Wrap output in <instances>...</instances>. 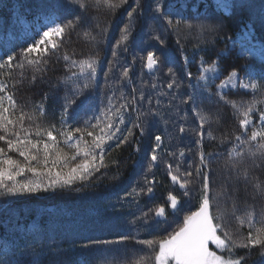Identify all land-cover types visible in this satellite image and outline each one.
Returning <instances> with one entry per match:
<instances>
[{
  "label": "trees",
  "instance_id": "trees-1",
  "mask_svg": "<svg viewBox=\"0 0 264 264\" xmlns=\"http://www.w3.org/2000/svg\"><path fill=\"white\" fill-rule=\"evenodd\" d=\"M178 1L140 0L142 14H134L135 19L127 42L128 50L119 51L118 61H114L111 71L108 63L114 59L111 47L120 38L121 29L129 23L125 9L132 5L134 0H129V5L114 13L103 8L99 11L91 9L86 15V23L96 36L95 41L90 42L77 33H72L71 40L66 42L64 49L48 58L47 71L37 73L34 84L25 79L23 84L17 85L15 91L17 104L26 106L24 110L32 112L34 105L44 103L46 115L38 117V122L42 127L55 124L60 128L62 98L66 94V89L59 84V80L66 75V69L65 61L58 57L62 56L64 51L68 53L75 51L74 59L97 56L100 64L91 88L86 93L89 96L88 104L76 109L75 112L70 110L68 124L72 127H81L84 120L92 117L93 113L99 114L98 109L107 105L106 97L121 87L117 81L124 68L129 69L131 78L125 82L122 91L128 94L132 88H136L143 90L146 96L151 95L154 102L159 99L163 119L158 118L154 124L150 121L144 135L135 129L134 135L120 147L109 141L112 147L105 155L108 167L101 168L99 173L85 181H77L72 187L60 185L47 187L48 179L42 178L41 189L35 194L0 195V264H135L140 256L147 252L144 246L137 243L138 240L164 238L169 233L168 230H176L182 224V220L178 223L177 219L169 216L171 214H168V220L163 227L153 224L151 220H149L151 226L142 222L131 223L149 208L165 206L164 200L169 192L179 194L178 191L172 190L167 181L165 162L174 164L173 158L167 155L168 152L178 153L183 149L188 162H198L196 156L198 145L194 143L198 137L195 131H187L185 134L178 131L180 124H183L186 130H195L198 121L190 111V105H181L182 110L178 114L168 108L175 90L167 89V68L174 69L181 84L180 94L192 91L188 85L198 76L197 66L201 60L210 63L218 59L220 76H224L232 68L241 70L243 75L242 70L248 66L252 78L260 81V73L264 72V0H224L233 6L227 12L217 9L213 0H200L188 4L186 20L178 28L175 26L169 28L161 14L155 12V8L159 3L164 13L172 3ZM191 8L193 10H190ZM71 15L72 9L66 5V0H0V58H6L5 54L12 51L19 54L22 48L27 47L25 40L29 36L39 39V29L50 19L62 20ZM202 20L222 24V27H217L215 32L201 35L198 28L193 27L189 31L184 23L189 22L195 26ZM108 25H110L108 32L99 35L100 29ZM157 35L164 41L163 45L154 39ZM178 37L182 50L176 43ZM233 42H242L252 48L253 54L242 58L238 55L240 44L237 43L234 47ZM148 51L155 52L162 60L167 57L161 71L151 75L144 73L145 61L141 60V57H146ZM185 56L187 63L184 60ZM187 72L193 74L191 81L186 75ZM31 74L29 70L27 75L30 77ZM153 83L157 85L156 88L152 87ZM160 91L168 95L160 96ZM226 92L229 99L238 102H247L253 98L251 90L234 89ZM45 94L48 97L46 101L43 99ZM119 95L120 91H116V96ZM172 103L179 104V96ZM201 107L212 114L214 122L211 127L217 137L225 130L237 127L230 106L205 102ZM185 112L186 122L181 119ZM217 114L220 117L219 122L215 121ZM207 129L208 125H205V131ZM154 135L162 136L164 152L160 153L162 162L148 174L149 180L155 178L152 197L149 198L150 194L145 193L135 200L132 197L125 198V193L131 191L133 187L139 190L144 186L149 149L154 143L151 137ZM137 147L140 149L138 152L135 150ZM231 147V144L221 145L218 140L211 141L207 136L203 140V151L213 154L209 172L212 189L210 195L216 191L238 195L239 207L243 210L244 201L252 189L249 186L246 192L243 182L237 185L236 181L229 180L224 172L223 158L227 149ZM65 151L70 150L65 148ZM114 161L116 163H113ZM181 170L183 171V167ZM255 175L264 179V168L256 169ZM17 179L23 181L36 178L26 173ZM237 186L238 194L233 191ZM45 187L47 191L44 190ZM191 187L193 191L188 196H183L187 202L180 211V219H184L199 206V181ZM252 202L248 198V203ZM256 203L259 207L264 200L258 197ZM242 231L246 234L247 228H243ZM121 236H129L130 239L121 242ZM93 240L113 243L82 247ZM246 252V249H239L238 255H245ZM262 259L264 258L260 256L259 250L253 249L245 264H261Z\"/></svg>",
  "mask_w": 264,
  "mask_h": 264
},
{
  "label": "snow or ice",
  "instance_id": "snow-or-ice-1",
  "mask_svg": "<svg viewBox=\"0 0 264 264\" xmlns=\"http://www.w3.org/2000/svg\"><path fill=\"white\" fill-rule=\"evenodd\" d=\"M66 5L72 9L71 17L52 20L38 33L39 39H33L27 47L20 50L19 54L12 51L5 54L6 58H0V195L2 196L35 194L41 189L42 178L48 179L47 187L56 185L72 187L77 181H85L99 173L101 168L108 167L105 163V155L112 147V143L120 147L129 141L135 129L144 135L150 121L154 124L158 118L163 119L159 99L154 102L151 95L146 96L143 90L136 88H132L128 94L122 91L125 82L131 78L129 69L124 68L117 81L121 87L113 90L112 95L106 97L107 105L98 109L99 114L93 113L92 117L84 120L81 127H72L68 124L70 110L75 112L76 109L88 104L89 96L86 93L91 88L100 64L97 56L74 59L75 51L72 53L64 51L63 55L58 57L65 61L66 69V75L59 80V84L66 89V94L62 98L60 128L55 124L42 127L38 122V117L46 115L44 103L34 105L32 112L25 111L26 106L17 104L15 99L17 85L23 84L25 79H28L30 84H34L37 73L47 71L48 58L64 49L66 42H70L72 33H77L90 42L95 41L96 36L92 34L86 23V15L91 9L99 11L103 8L114 13L129 5V0H66ZM216 6L225 12L233 7L224 0H220ZM140 9V0H134V3L125 9L129 23L121 29L120 38L111 47V55L114 59L108 62L109 71L112 70L114 61H118L119 51L128 50L127 42L131 35L134 14H142ZM155 12L161 14V18L169 28L173 26L178 28L182 23L180 20L174 21L169 16H164L159 3ZM184 23L189 31L193 27L198 28L201 35L215 32L217 27H222V24L201 23L194 26L189 22ZM97 27H100L99 24ZM109 27L110 25L101 28L98 34L104 35ZM154 39L159 41L160 45L164 44L160 36L157 35ZM176 43L182 50L179 37ZM237 43L240 44L238 55L242 58L253 54L252 48L242 42H233V46L235 47ZM141 60L145 61L143 66L150 73H155L161 71V66L166 62L167 57L162 60L155 52L148 51L146 57H141ZM184 60L187 63L186 56ZM204 63L206 62L202 61L200 74L195 77L196 83L188 85L192 91L184 94L179 92L181 84L176 78L174 69L167 68V89L175 90L168 108L178 114L182 110L181 105H190V111L198 121L195 130H186L183 124L178 126V131L182 134L195 131L198 137L194 141L198 145L196 152L198 162H188L183 149L178 153L168 152L167 155L173 158L174 164L165 162L167 175L174 185H179V188L184 190V196H188L193 191L191 186L199 181V206L196 211L184 217L178 229L167 233L166 237L138 240L137 243L144 246L147 252L140 256L135 264H245L253 249H258L260 256L264 258V203L259 207L256 203L258 197L264 200V179L255 175L256 169L264 168V72L260 73V81H257L252 78L248 66L242 70L243 75L241 70L232 68L227 72L224 80L213 85V79H218L220 75L219 60H213L207 67ZM29 70L32 73L30 77L27 75ZM208 73L215 75L210 78ZM186 75L191 81L193 74L187 72ZM105 79L106 81L108 79L107 72ZM229 86L232 89L251 90L253 98L247 102L229 99L228 93L224 91ZM152 87L156 88L157 85L153 83ZM116 91H120L119 96H116ZM159 95L165 96L168 93L160 91ZM178 96L179 104H173L172 101L177 100ZM47 98L45 94L44 101ZM205 102L230 106L237 127L225 130L217 137L211 127L214 122L212 114L201 107ZM181 119L187 121V112ZM219 119L217 114L215 121L219 122ZM93 120L95 122H92ZM205 125H208L207 131ZM205 136L211 141L218 140L221 145H232L224 155L222 167L229 180L234 179L237 185L243 182L246 192L249 186L252 189L244 201L243 210L239 207L238 195H228L226 191H216L210 195L212 189L209 172L213 154L203 151ZM151 138L154 143L149 149L144 186L139 190L133 187L131 191L125 193V198L132 197L135 200L142 194L153 192L155 178L149 180L148 174L162 162L160 153L164 152L162 147L164 141L161 135H154ZM65 148L70 151L66 152ZM135 150L140 151L139 147ZM181 161L184 163L182 164ZM26 173L36 179L23 181L17 179L25 176ZM233 191L238 194L239 187H235ZM248 198L253 202L248 203ZM178 204L177 196L169 193L167 207L177 210ZM167 216L166 206L157 205L143 212L140 217L134 218L131 223L142 222L151 226L149 224L151 220L153 224L159 225L161 223L159 218L166 221ZM245 227L246 234L242 231ZM129 239V236H121L120 241ZM109 243L113 242L93 240L82 247L89 248ZM239 249H246L247 252L245 255H238ZM261 264H264V259Z\"/></svg>",
  "mask_w": 264,
  "mask_h": 264
},
{
  "label": "rangeland",
  "instance_id": "rangeland-1",
  "mask_svg": "<svg viewBox=\"0 0 264 264\" xmlns=\"http://www.w3.org/2000/svg\"><path fill=\"white\" fill-rule=\"evenodd\" d=\"M198 1H200V0H179L178 2H174V3H172L171 6H170L166 11H164L163 15H164V16H169V17H170L171 19H173L174 21H175V20H180V21H182V23H183V21L186 20L187 7L189 6L188 4L191 5V4H193V3H197ZM213 2L217 5V4L219 3V0H213ZM216 7H217V6H216ZM217 9H219V8H217ZM190 10H193V8H191ZM51 21H52L51 19H50L49 21H47V22L44 24V26H45L46 24L50 23ZM182 23H181V24H182ZM201 23H206V24H207V23H212V22H211V21L202 20V21H200V23H198V24H201ZM42 28H43V27H42ZM42 28L39 29V31H41ZM32 40H33L32 36H29V37L25 40V43L28 45L29 43L32 42ZM202 61L206 62V63H204V66H205V67H207V66L211 63V62L209 63L207 60H201L200 63H199V65L197 66V70H198V71L200 70V67H201V63H202ZM199 74H200V71H199ZM199 74H198V75H199ZM207 75H208L210 78H213L215 74H213V73H208ZM226 75H227V73L224 74V76H223L222 78H220V80H219V78H218L219 81H217L216 79H213V85H215V84H219L221 80H224V79H225ZM219 76H220V75H219ZM195 83H196V81L194 80L192 84H195ZM213 88H214V87H213ZM230 89H232V88L229 86V87L226 88L224 91H227V90H230ZM182 220H183V218H182Z\"/></svg>",
  "mask_w": 264,
  "mask_h": 264
},
{
  "label": "water",
  "instance_id": "water-1",
  "mask_svg": "<svg viewBox=\"0 0 264 264\" xmlns=\"http://www.w3.org/2000/svg\"><path fill=\"white\" fill-rule=\"evenodd\" d=\"M145 72L146 73H150L149 70L145 67ZM170 182H171V179L169 178ZM171 209V208H170ZM173 210V209H172ZM159 219H162V218H159Z\"/></svg>",
  "mask_w": 264,
  "mask_h": 264
}]
</instances>
